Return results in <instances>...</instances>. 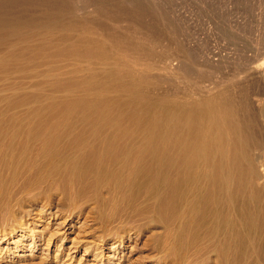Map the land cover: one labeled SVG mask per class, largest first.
Masks as SVG:
<instances>
[{
	"label": "rangeland",
	"instance_id": "374dc122",
	"mask_svg": "<svg viewBox=\"0 0 264 264\" xmlns=\"http://www.w3.org/2000/svg\"><path fill=\"white\" fill-rule=\"evenodd\" d=\"M137 92L144 117L119 105ZM203 99L181 152L188 124L154 109ZM156 132L178 146L132 197L119 155ZM78 155L107 161L96 182ZM263 174L264 0H0V264H264Z\"/></svg>",
	"mask_w": 264,
	"mask_h": 264
},
{
	"label": "bare ground",
	"instance_id": "6f19581e",
	"mask_svg": "<svg viewBox=\"0 0 264 264\" xmlns=\"http://www.w3.org/2000/svg\"><path fill=\"white\" fill-rule=\"evenodd\" d=\"M85 49H87V48H85ZM144 90L146 91V89H144ZM141 91H142V89H141ZM129 94H131V93H129ZM125 96H126V98L119 99V105L120 106L132 107L136 113L141 115V117H144L145 114L150 113L148 111V108L150 106L149 105L150 101H148V99L146 97H144L142 93L137 92L134 96H132V98L134 97L135 100H134V98L133 99L130 98V95H128V97H127V95H125ZM209 103H212V102L208 99H203L199 103H196L195 105L185 106V108L183 110L177 109V108L174 110L175 107L174 108L172 107L173 110H168V111H165V109L162 110L160 108L154 109L156 111V113H158V115L162 119L169 118L171 121H173L175 127L180 126L183 123L188 124L187 130H185V131L178 130L175 133L176 140L179 141L178 143H182V145H183L181 152H185L187 150H193L195 148L196 140L199 137V126L197 123L201 119H203V116H204L203 115L204 111L199 112L197 110V107L198 108L200 107V110H201V108L203 110V109H206L205 105H208ZM190 104H192V103H190ZM183 107H184V105H183ZM210 110H213V109L210 108ZM151 111H152V109H151ZM183 114H185V115L183 116ZM150 136H151L150 140H152L153 142L158 144V146H157L158 148L156 147L157 150L155 151V153H147L143 157H136L130 153H126V154L121 153L119 155V161L122 163L121 172L122 173H124L125 171L130 172L133 174V176H136L141 180V186L135 190V194L132 197L136 196L138 193L143 191L145 188L148 189L151 186V184L154 185L157 182L164 181L165 176H166V172H164L163 168L165 165L159 159V157L161 155H165V153H168L169 150L172 148V146H173L174 150L178 146L177 142H172L173 145H171V143H169V141L167 140V136H168L167 133H164V132L163 133H160V132L157 133L156 132V133H152V135H150ZM188 146H193V147H188ZM60 149L61 148L56 149L53 152V155L58 156L56 154L61 152ZM78 156H81V155H78ZM85 156H87V155H82L81 158H79L76 161L77 165L79 167V170L81 172H86V171H89L93 168L94 170L92 173L89 174L88 180L90 182H96L95 171L97 169L102 171L104 168V165L107 163V161H105L103 159H99L93 165V160L88 158V157H85ZM131 159H134L133 163L130 162ZM257 161H259V160L257 159ZM128 165L133 166L132 171H131V168L128 167ZM259 165H262L261 160H260ZM122 173H120L118 171H111L109 174L106 175L105 178L101 177V182H102V184H107L109 179L117 178L118 174H119V181H120ZM176 177H179V175L176 174ZM179 183L182 185L179 187V191H178L179 194L176 195L175 197H180V199H186L187 195H189L190 193L193 192V189L199 188V182L196 181V179L193 177H184L180 180ZM103 187L105 190L108 191L113 186L109 184V185H106ZM204 191L210 192V189H205ZM95 196H100V195L95 194ZM174 198L172 199L170 206L172 205ZM95 200H96V204H100L99 201L101 199L96 198ZM213 217L214 216L210 217L209 213L201 216V218L204 222L208 221L209 219H212ZM102 220L104 221L105 219L102 218ZM202 224H200L195 230H198L199 228H201ZM258 228L262 231L261 239H264V222L261 223L260 225H258ZM137 229L138 228H136V230ZM224 232H225V235L228 236L229 239L231 238V236H233V230L231 227H226ZM119 233H123V231L121 230V232L119 231ZM177 255L178 254H176L175 256H177ZM172 259L177 261L175 257Z\"/></svg>",
	"mask_w": 264,
	"mask_h": 264
}]
</instances>
